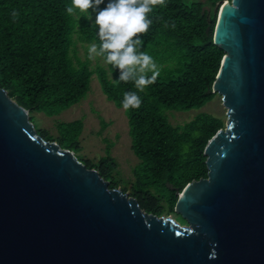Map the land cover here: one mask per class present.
I'll return each instance as SVG.
<instances>
[{
    "label": "water",
    "instance_id": "1",
    "mask_svg": "<svg viewBox=\"0 0 264 264\" xmlns=\"http://www.w3.org/2000/svg\"><path fill=\"white\" fill-rule=\"evenodd\" d=\"M213 11L226 122L205 145L206 176L167 185L186 224L44 139L0 87V264H264V0Z\"/></svg>",
    "mask_w": 264,
    "mask_h": 264
},
{
    "label": "trees",
    "instance_id": "2",
    "mask_svg": "<svg viewBox=\"0 0 264 264\" xmlns=\"http://www.w3.org/2000/svg\"><path fill=\"white\" fill-rule=\"evenodd\" d=\"M217 1L167 0V7L157 6L150 14L153 24L141 36L143 49L153 56L161 72L153 85L138 93L141 107L125 110L131 149L140 160L134 169L135 182L131 184L136 192L130 196L137 199L142 209L158 216L163 215L165 208L173 212L177 201L174 190L167 185L182 190L191 180L206 176L205 145L224 126L220 119L203 112L174 126L166 114L200 108L215 95L211 89L224 55L213 44L217 19L213 9ZM71 2L0 0V87L30 114L33 111L58 114L89 91L95 72L88 62L75 57L73 47L75 36L82 42L99 44L95 13L91 21L69 16L65 6ZM107 3L104 0L99 7L103 9ZM13 9L20 13L16 21L11 17ZM165 22L169 27H164ZM166 54L170 59H163ZM96 73L107 99L123 108V94L136 91L134 84L114 83L119 70L111 65L98 67ZM61 127L63 135L73 139L83 123L78 120ZM75 141L72 147L77 149ZM107 161H112L109 147L107 158H102L99 164L102 168L107 166L111 174ZM109 186L115 188L111 182ZM153 188L168 191L166 206L150 195ZM137 191L142 192L146 204L140 203Z\"/></svg>",
    "mask_w": 264,
    "mask_h": 264
},
{
    "label": "rangeland",
    "instance_id": "3",
    "mask_svg": "<svg viewBox=\"0 0 264 264\" xmlns=\"http://www.w3.org/2000/svg\"><path fill=\"white\" fill-rule=\"evenodd\" d=\"M93 14V13H92ZM92 43H86L78 40L75 36L74 55L81 61L88 62L89 67L95 72L90 81V88L86 96L79 102L62 110L58 114L48 115L44 111H33L30 120L35 126L37 132L47 141L57 143L61 148L71 150L78 160L83 162L88 168L97 170L108 180L109 183L115 185L129 196L135 193L131 188V184L135 182L134 169L140 163L131 149V139L128 132V117L123 108H118L112 101H109L102 91L101 85L97 78V68H106V64L102 59L95 61L87 59V49ZM146 51L145 49H143ZM149 53V52H148ZM170 59V55H162ZM171 57H173L171 55ZM207 113L213 117L220 119L225 126L226 108L222 103L221 96L215 94L214 97L200 108H193L187 111H167L169 122L176 126L182 125L190 121L199 113ZM81 121L83 123L82 130L77 136L73 135V139H69L63 135L61 125L73 121ZM105 126L103 128V122ZM223 126V127H224ZM75 141V147L72 142ZM107 147L112 161L108 162V166L112 168L111 174L107 172V166H102L99 161L107 158ZM141 195L140 203L146 204V199L141 191H137ZM150 195L161 204L166 206L168 191L166 189L153 188ZM164 216H171L179 224L185 225L186 222L174 211L169 212L164 209Z\"/></svg>",
    "mask_w": 264,
    "mask_h": 264
},
{
    "label": "clouds",
    "instance_id": "4",
    "mask_svg": "<svg viewBox=\"0 0 264 264\" xmlns=\"http://www.w3.org/2000/svg\"><path fill=\"white\" fill-rule=\"evenodd\" d=\"M103 3L104 0H72L71 5L65 6V11L69 16L84 17L89 21L95 13L99 44L93 42L88 46L87 59L100 58L118 69L119 77L114 83H133L136 91L123 94L122 107L124 110L139 109L142 99L138 93L153 85L161 72L153 56L143 50L141 36L147 34L153 24L150 14L157 6L167 7V0H108L106 7L101 9L99 6ZM19 15L18 10H12L13 21ZM164 27H169V23L165 22ZM187 148L185 145V151Z\"/></svg>",
    "mask_w": 264,
    "mask_h": 264
}]
</instances>
